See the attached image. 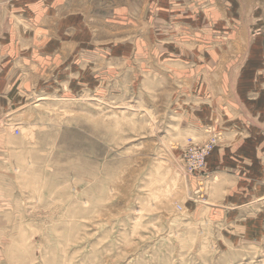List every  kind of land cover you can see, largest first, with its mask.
Listing matches in <instances>:
<instances>
[{
	"label": "rangeland",
	"instance_id": "1",
	"mask_svg": "<svg viewBox=\"0 0 264 264\" xmlns=\"http://www.w3.org/2000/svg\"><path fill=\"white\" fill-rule=\"evenodd\" d=\"M136 2L120 56L73 57L49 87L0 107V264H264V199L235 212L204 168L184 169L191 143L223 132L189 117L166 63L194 43L221 63L243 54L264 0H217L161 34L160 10Z\"/></svg>",
	"mask_w": 264,
	"mask_h": 264
},
{
	"label": "crops",
	"instance_id": "2",
	"mask_svg": "<svg viewBox=\"0 0 264 264\" xmlns=\"http://www.w3.org/2000/svg\"><path fill=\"white\" fill-rule=\"evenodd\" d=\"M146 2L152 12L160 10L152 20L158 34L172 23L199 22L201 7L217 6V0ZM138 6L143 4L136 0H0V107L49 87L57 65L72 70L73 57L83 64L89 56H120L122 39L133 38L131 29L121 33V19L136 22ZM253 39L255 46L224 63L216 49L195 43L190 57L186 50L181 53L187 56L167 53L166 62L173 66L179 96L189 89V117L221 126V143L202 172L212 187L225 186L235 212L264 199V24Z\"/></svg>",
	"mask_w": 264,
	"mask_h": 264
},
{
	"label": "built area",
	"instance_id": "3",
	"mask_svg": "<svg viewBox=\"0 0 264 264\" xmlns=\"http://www.w3.org/2000/svg\"><path fill=\"white\" fill-rule=\"evenodd\" d=\"M219 137L212 133L211 138L203 144L191 143L184 151L183 162L187 173L192 174L201 171L206 164L208 156L217 145Z\"/></svg>",
	"mask_w": 264,
	"mask_h": 264
}]
</instances>
